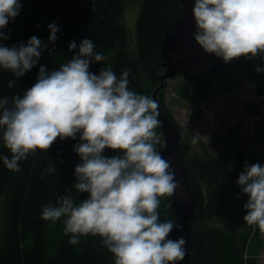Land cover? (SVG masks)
Listing matches in <instances>:
<instances>
[{
    "label": "clouds",
    "instance_id": "clouds-1",
    "mask_svg": "<svg viewBox=\"0 0 264 264\" xmlns=\"http://www.w3.org/2000/svg\"><path fill=\"white\" fill-rule=\"evenodd\" d=\"M22 8V0H0V40H7L3 29ZM194 40L204 52L224 62L243 55L259 57L254 68L264 73V0H194ZM48 40L55 42L60 25H47ZM10 31V30H9ZM36 35L26 42L6 46L0 42V69L22 77L37 65L47 48ZM76 50L70 59L51 71L40 64L36 82L11 100L0 96V144L11 155L0 153L6 168L19 171L22 160L39 149H49L59 137L77 139L73 151L80 157L75 165L72 188L89 195L73 199L71 189L46 203L40 213L44 220L63 218L69 244L81 236L101 237L100 243L114 256V264H177L186 255V239L169 238L177 220L160 219L161 198L173 196L180 186L169 160L157 145V102L151 95L136 92L129 85V68L114 72L104 65L98 73L90 63L108 57L96 51L92 38L67 45ZM16 80H9L12 88ZM199 133V132H198ZM200 134L191 137L195 144ZM118 149L104 155L105 148ZM50 163L44 172H56ZM237 184L248 194L243 219L264 231V164H243Z\"/></svg>",
    "mask_w": 264,
    "mask_h": 264
},
{
    "label": "trees",
    "instance_id": "trees-1",
    "mask_svg": "<svg viewBox=\"0 0 264 264\" xmlns=\"http://www.w3.org/2000/svg\"><path fill=\"white\" fill-rule=\"evenodd\" d=\"M124 1L94 0L93 13L86 23L76 28L57 23L60 25L57 39L51 42L48 40L47 25L52 21L37 15L29 0H22L19 14L3 29L8 39L0 42L12 46L36 35L48 45L41 52L39 61L46 60L50 52L57 54L50 60L55 69L62 63L64 48H68L70 41L76 40L79 44L82 38H92L96 51L104 53L108 59L90 63V71L98 73L104 65H111L119 76L123 69L129 68L128 86L136 92L151 95L163 73L161 42L164 31L179 17L182 5L179 0H139L136 45L131 49L123 20ZM261 63L259 57L246 59L241 55L224 68L228 75L224 76L221 72L218 76L229 83L237 82L246 75L254 83L257 94L263 95L264 101V73L254 71ZM38 70L39 66L35 65L22 77L16 78L10 70L0 69V96L11 100L16 93L22 94L36 82ZM13 79L16 83L9 88L8 81ZM162 107L164 114L173 118L168 108ZM246 107L249 111L255 109L251 104H246ZM157 132L160 134L159 128ZM227 136L229 147L238 142L235 136L239 134L230 131ZM77 142L78 136L75 140L57 137L49 149L38 148L27 159L20 161L19 171L6 168L0 161V204L4 211L0 264H114V256L100 243V236L88 234L81 236L79 243L69 244L68 236L71 234L64 233V226L54 252L48 254L47 251L45 234L51 220L41 217L42 206L55 203L57 197L66 193V189H71V195L77 202L89 195L72 188L75 165L80 162L79 155L73 151V144ZM162 148L161 138L157 150ZM181 151L185 153L184 146ZM0 153L11 155L3 144H0ZM118 153V149L106 147L103 154L111 156ZM52 161L57 171L44 172L42 176L41 173ZM245 161L264 163L263 158L262 161L255 158L250 150L245 154L243 147L228 148L218 156L195 159L189 163L183 158L186 180L196 197L191 226V264H259L257 254L264 246L261 230L245 223L243 217L247 209L243 208V204L247 202L248 194L243 193L237 184ZM172 200L173 196L161 198L158 209L161 220H174ZM210 212H218L224 222L219 219L214 221Z\"/></svg>",
    "mask_w": 264,
    "mask_h": 264
},
{
    "label": "rangeland",
    "instance_id": "rangeland-1",
    "mask_svg": "<svg viewBox=\"0 0 264 264\" xmlns=\"http://www.w3.org/2000/svg\"><path fill=\"white\" fill-rule=\"evenodd\" d=\"M139 3V0L124 1L123 20L128 46L131 49L136 45ZM74 51L64 48L62 63L70 59ZM55 55L57 56L50 52L46 60L41 59L42 62L39 61L37 66L43 64L48 71L53 70V61L50 60L56 58ZM233 61L234 59L227 65H231ZM222 72L224 76L229 74L224 70ZM218 75L211 81L204 94L198 93L181 75L167 79L159 91L162 93L158 95L159 100L164 107L168 108L178 125L181 145L185 148L183 158L189 163L195 159L218 156L228 148L243 147L245 154L250 150L255 158L262 161L264 154L263 95L257 94L254 83L246 75L241 76L237 82L229 83L224 82ZM246 104L255 106V109L247 110ZM230 131L233 134H239L235 136L238 142L233 146L230 145L231 147L227 140V134ZM198 134H200L198 142L191 143V137ZM160 136L162 138L161 132ZM2 209L3 206L0 204V235L4 223ZM209 215L214 221L219 219L224 222L218 212H210ZM63 226V218L51 220L48 223L45 234L48 254L54 252ZM261 238L264 242V231H261ZM257 258L259 264H264V246L257 254Z\"/></svg>",
    "mask_w": 264,
    "mask_h": 264
},
{
    "label": "water",
    "instance_id": "water-1",
    "mask_svg": "<svg viewBox=\"0 0 264 264\" xmlns=\"http://www.w3.org/2000/svg\"><path fill=\"white\" fill-rule=\"evenodd\" d=\"M179 1L182 5L181 13L163 34L161 42L163 73L151 96L157 102L158 119L161 122L159 129L162 133L163 148L160 151L163 157L170 161L176 173L175 178L180 182V186L173 195L171 209L174 221L177 220L183 227L179 230L174 227L169 233V238L185 237L186 255L177 264H191L190 252L193 249L191 226L196 211V197L186 180L178 125L164 114L158 93L167 79L181 75L198 93L204 94L211 81L224 70L229 62L226 63L222 58L203 51L192 35L195 30L192 14L194 0ZM29 3L34 12L44 19L76 28L86 23L91 17L94 0H29ZM262 158L264 160V154Z\"/></svg>",
    "mask_w": 264,
    "mask_h": 264
}]
</instances>
